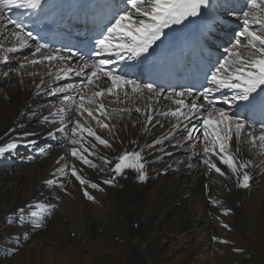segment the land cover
<instances>
[{
  "label": "bare ground",
  "instance_id": "1",
  "mask_svg": "<svg viewBox=\"0 0 264 264\" xmlns=\"http://www.w3.org/2000/svg\"><path fill=\"white\" fill-rule=\"evenodd\" d=\"M229 19L238 24L230 31V40L241 29L237 17L229 15ZM0 42L4 44L0 49V146L13 139L37 141L32 150L21 145L6 153L5 162L0 157V264H264V153L249 151L243 142L237 152L233 139L232 151L238 159L251 160L255 165L248 169L251 187L244 189L233 179L208 172L201 156L193 152L194 146L195 153L202 155V146L195 140L186 141L183 135L155 148H144L167 133L174 118L159 116V112L175 105L165 99L166 94L157 98L144 92L124 97L120 92L119 99L104 97L108 110L140 107L154 117L153 122L147 124L145 116L135 110L105 120L114 125L112 131H96L112 148L96 142V154L86 155L99 167L90 168L68 154L72 145L62 142L61 134L57 133L55 140L47 137V131L56 125L45 124L42 119L59 106L58 98L48 91L66 82L78 83L80 78L53 82L48 73L57 71L56 62L32 66L24 60L25 56L31 58L34 45L30 40L32 48L16 53L5 50L16 45L15 39L0 37ZM228 47L231 41L223 48L224 60ZM70 63L75 66L78 61L73 58ZM33 71L37 75H31ZM101 86H110V82ZM190 100L187 98L186 103ZM217 107L227 106L221 103ZM32 112L39 114V121ZM25 132L36 135L24 137ZM85 139L93 140L86 134ZM84 146L88 147L87 143ZM40 148L46 154L39 152L34 157L33 151ZM141 148L148 161L146 181H140L134 170L125 169L113 184H103L114 175L115 157ZM62 156L65 160H60ZM100 157L113 163L105 164ZM64 163L82 169V177L98 183L103 191L81 186L71 175L60 176L56 170ZM49 179L57 180V184L48 185ZM85 188L94 200L87 199ZM213 200L220 203L213 204ZM40 204L57 205L50 216H44V227H20L11 222L18 218L20 209L25 210V216L30 211L40 212ZM225 209L229 210L227 215ZM225 240L228 243H222Z\"/></svg>",
  "mask_w": 264,
  "mask_h": 264
},
{
  "label": "snow or ice",
  "instance_id": "2",
  "mask_svg": "<svg viewBox=\"0 0 264 264\" xmlns=\"http://www.w3.org/2000/svg\"><path fill=\"white\" fill-rule=\"evenodd\" d=\"M45 4L46 0H0V29H6V31L0 30V37L15 39L16 45L5 49L11 53L32 48L33 45H29L28 41H35L31 58L25 56L24 60L32 66L45 62H49L50 66L51 62H56L57 71L48 73L53 76V82L62 79L71 81L73 77L80 78L78 83L66 82L48 91L49 95L58 98L59 106L50 116H44L42 119L45 124L56 125L52 130L47 131L49 139L55 140L57 133L61 134L62 142L66 141L72 145L68 149V154L93 169L99 167L89 158V155L96 154V142L105 148H112L110 141L98 135L96 131V128L112 131L114 125L105 123V120H111L122 113L130 115L133 110L143 114L147 124H152L154 119L140 107L108 110L104 97L113 96L119 99L120 92H123L124 97L144 92L153 93L157 98L163 96V92L153 83H141L120 74L116 68L110 66L117 64L118 61L134 60L149 55L150 51H154V46L158 47L168 38L166 30L172 29L173 26H186V22L192 23L194 20H202L206 17L211 18L212 22L219 26L220 19L216 15L215 0H126L127 6L117 9L111 16L110 26L104 29L107 34H102L96 41L99 51L94 55L104 58L89 62L80 52L70 47L52 49L49 44L38 42L39 35L34 34L22 18L7 15L14 9L42 11ZM228 14L237 17L241 30L231 39V47L225 49L227 53L225 60L211 71L210 75L206 73L211 87H203L198 94H194L192 88H187L179 92L174 91L165 97L175 107L159 112V116L172 117L174 122L171 123L166 134L156 138L151 144H146L144 148L152 149L156 145H163L165 141L171 142L178 134L183 135L186 141L195 140L202 146V155L195 153L194 146L193 152L194 155L201 156L200 162L206 166L208 172L233 179L237 187L248 189L251 187L252 180L248 169L255 165L251 160L238 159L232 151V142L235 138L237 152L240 143L243 142L249 145V151L256 149L264 153V119H261L257 126V122L250 121L229 109L258 107L264 116V0H242L239 5V15L236 9L230 10ZM0 49H4L2 42H0ZM73 57H79L80 61L75 66L70 63ZM3 62L7 63V60ZM24 67V64L20 65V69ZM20 69H17V72ZM31 75L35 76L37 73L33 71ZM102 82L105 85L110 82V86L102 87ZM40 83L43 84L44 81L41 80ZM225 89L232 94L228 95L227 92L222 91ZM215 93H221L220 102L227 107H217L213 99ZM189 97L191 100L186 103ZM31 114L39 121L37 112ZM193 120L197 122L192 123ZM156 124H160V121L156 120ZM23 127L24 125H20V128ZM85 134L93 138L95 142L86 140ZM35 135V132L24 133V137ZM85 143L88 147L84 146ZM21 145L35 148L37 141L23 138L19 141L10 140L0 146V157L15 151ZM48 147L51 148L52 145L49 144ZM144 148L131 152L125 150L115 157L116 162L111 169L114 175L104 179L103 184H113L116 176L124 175L125 169L134 170L139 174L140 181H146L148 161L142 154ZM39 151L46 154L44 148H40ZM165 154L171 155V153ZM100 158L105 164L113 163L106 157ZM60 160H65V157H60ZM187 166L195 167L193 164ZM100 170L103 171L102 168ZM56 171L62 177L71 175L81 186L88 185L92 189L103 191L98 183L84 179L81 175L82 169L77 168L75 164L64 163ZM46 183L56 185L57 180L49 179ZM59 186L64 187L63 181L59 182ZM84 195L89 200L95 199L86 188ZM212 203L220 202L213 200ZM37 207L41 211H30L28 216H25L24 209H20L18 218L11 222L18 223L20 227H24L25 224H30L32 228L44 227V216H50L57 205L40 204ZM228 212V209L224 210L225 215ZM223 226L228 228L227 224ZM23 235L27 236V232ZM222 243H228V241L225 240Z\"/></svg>",
  "mask_w": 264,
  "mask_h": 264
},
{
  "label": "rangeland",
  "instance_id": "3",
  "mask_svg": "<svg viewBox=\"0 0 264 264\" xmlns=\"http://www.w3.org/2000/svg\"><path fill=\"white\" fill-rule=\"evenodd\" d=\"M174 138H175V137H174ZM174 138H173V139H174ZM173 139H172V140H173ZM49 141H50V140H49ZM32 148H33V147H28V150H32ZM39 152H40L39 149L33 151V156H34V157L38 156ZM1 158H2L3 162L7 161V158H6V157L3 156V157H1Z\"/></svg>",
  "mask_w": 264,
  "mask_h": 264
}]
</instances>
